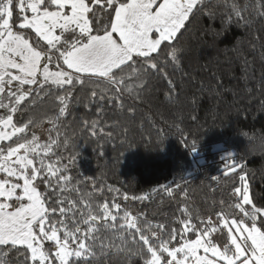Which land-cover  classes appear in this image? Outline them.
<instances>
[{"label":"trees","instance_id":"trees-1","mask_svg":"<svg viewBox=\"0 0 264 264\" xmlns=\"http://www.w3.org/2000/svg\"><path fill=\"white\" fill-rule=\"evenodd\" d=\"M233 6L240 10L242 20L232 14ZM261 12L264 0H202L174 42H165L156 56L158 70L149 69L139 78H128V68L118 73L126 77L124 86L131 88L130 93H118L102 80L85 79L82 85L76 84L70 90L66 116L60 118L55 131L50 119L61 106L56 97L65 92L52 89L49 95L33 93V98L12 114L14 122L24 126L30 119L34 121L23 136L31 139L35 134L40 144L49 143V137L57 138L59 132L60 147L47 161L59 158L68 169L64 174L71 178L67 191L40 184L42 192L50 193L49 203L58 209L61 205L53 202L63 197L78 208H83L84 202H91L94 208L105 201L115 202L121 205L120 216L130 212L139 217L142 228L151 224L145 234L151 238L155 231L165 240L171 239L173 229L182 231V221L188 218L182 211L185 208L201 228L204 225L200 221L211 218L219 229L217 213L229 219L243 218L234 207L239 202L234 189L241 186V174L247 177L255 206L264 208ZM19 16L17 10L14 30L29 34L35 42L30 29H18ZM96 17L101 27L109 19L100 6ZM245 21H250V26H245ZM49 67L58 70L55 59ZM7 114L6 109H0V116ZM94 120L100 124L95 135L91 130ZM1 143L8 145L7 141ZM229 153L233 159L226 158ZM234 161L240 167L224 176L226 166ZM169 187L171 193L166 190ZM145 195L147 199H131ZM63 206L67 207V202ZM245 207L251 209V205ZM123 222L118 220L117 224ZM97 235L95 255L79 260L73 256L72 264H144L147 253L138 234L135 243L129 235L126 246L103 226ZM189 238L195 239V233ZM213 238L223 246L227 229L213 233ZM152 242L159 244L155 239ZM176 246L177 241L169 244ZM45 248L51 250L52 244L46 243ZM0 264L33 262L26 248L9 245L0 246Z\"/></svg>","mask_w":264,"mask_h":264},{"label":"snow or ice","instance_id":"snow-or-ice-1","mask_svg":"<svg viewBox=\"0 0 264 264\" xmlns=\"http://www.w3.org/2000/svg\"><path fill=\"white\" fill-rule=\"evenodd\" d=\"M201 3L202 0H0V109L9 113L0 116V142H8L7 147L0 143V246L26 248L33 264H72L73 256L79 260L95 255L94 244L103 226L122 246L127 245L129 235L135 243L138 234L147 253L144 264H264V208L255 206L250 198L245 174L239 176L241 186L234 189L239 201L234 207L243 213V218L229 219L217 213L219 229L211 218L201 220V228L192 222L185 208L182 211L188 218L182 221V231L173 229L170 240L152 231L150 238L145 233L151 230V224L142 228L139 217L128 211L120 216L118 203L105 201L94 208L91 202H84L83 208H78L63 197L53 202L61 205L58 209L50 204V193L42 192L40 184L65 191L71 184V178L64 174L68 169L59 158L47 161L60 147V133L55 139L49 137V143L40 144L35 134L31 139L23 136L34 121L17 126L12 115L33 98V93L49 95L52 89L62 90L65 94L56 97L61 105L58 114L50 119L51 130L55 131L60 118L66 116L71 88L82 85L85 79L102 80L118 93H130L131 88L124 86L126 77L118 73L128 68V78H139L149 69L158 70L156 56L165 42H174ZM97 6L109 17L103 27L96 17ZM17 10L18 29H30L35 42L29 34L14 30ZM232 14L243 19L235 6ZM260 15L264 16V12ZM250 24L244 22L245 26ZM54 59L56 71L49 67ZM172 59H177L174 52ZM102 113L101 106L99 114ZM99 127L98 120L91 122L93 135ZM21 139L23 142H17ZM226 158L233 159L232 154ZM239 167L235 161L227 165L224 176ZM166 190L172 192L170 187ZM128 199L125 194L124 200ZM65 202L67 207L63 206ZM248 205L250 210L245 207ZM77 215L80 219H76ZM118 220L124 222L117 224ZM157 227L164 229L165 225ZM224 229L227 242L218 246L213 233ZM192 233L195 239L189 238ZM153 239L159 244H153ZM45 241L54 243V254L45 248ZM172 241L179 246L169 247Z\"/></svg>","mask_w":264,"mask_h":264},{"label":"rangeland","instance_id":"rangeland-1","mask_svg":"<svg viewBox=\"0 0 264 264\" xmlns=\"http://www.w3.org/2000/svg\"><path fill=\"white\" fill-rule=\"evenodd\" d=\"M0 143H1V142H0ZM2 176H3V174H0V177H2ZM44 243H45V244H46V243H51V244H52L51 251H52L53 254H54V252H55V245H54V243H53V242H50V241H45ZM200 254H201V255H204V253L202 252V250H201ZM30 257H31V254H30ZM57 262H58V261H57ZM58 264H59V262H58Z\"/></svg>","mask_w":264,"mask_h":264}]
</instances>
